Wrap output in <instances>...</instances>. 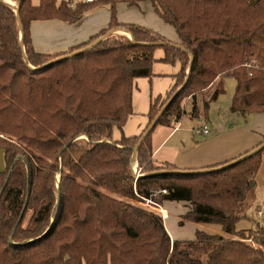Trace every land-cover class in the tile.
<instances>
[{
  "label": "trees",
  "instance_id": "trees-1",
  "mask_svg": "<svg viewBox=\"0 0 264 264\" xmlns=\"http://www.w3.org/2000/svg\"><path fill=\"white\" fill-rule=\"evenodd\" d=\"M12 1L31 66L14 9L0 0V264H264V226H236L264 148L213 172L152 173L182 169L154 162L151 130L136 153L143 175L135 178L130 169L132 148L167 100L156 125L171 127L187 114L206 119L224 78L233 77L229 111L264 112V0ZM143 1L174 28L184 50L159 45L169 40L151 28L117 20V4ZM99 7L110 11L107 28L65 52L33 48L32 21L74 23ZM115 27L133 40L102 37ZM99 38L84 52L47 64ZM157 46L161 61L180 64L174 85L151 100L141 134L113 140V128L122 131L132 113L133 79L153 76ZM145 199L183 202L181 223L216 224L221 232L196 230L191 239L171 240Z\"/></svg>",
  "mask_w": 264,
  "mask_h": 264
},
{
  "label": "crops",
  "instance_id": "crops-1",
  "mask_svg": "<svg viewBox=\"0 0 264 264\" xmlns=\"http://www.w3.org/2000/svg\"><path fill=\"white\" fill-rule=\"evenodd\" d=\"M71 1L72 3L76 2ZM116 9L119 22L136 23L155 30L164 38L170 40V42H180L174 28L164 23L155 14L149 1L140 2L137 6L119 3ZM109 20L110 11L107 7L89 10L74 23H67L57 19L48 21L35 20L30 24L31 42L35 51L40 53L56 54L65 52L68 48L86 41L91 35L96 34L101 29L107 28ZM163 55L164 50L155 55V57L160 59ZM179 69L180 66L176 69L171 66L155 64L152 79L147 77H136L133 79L131 94L132 114L123 126L124 135L134 136L141 134L148 123L146 114L151 100L160 94H163V97L165 96L173 87L175 75ZM150 82L153 95L148 93L147 84H150ZM185 103L189 105V99ZM227 109H229V106ZM250 115H252L253 122L246 124V126L240 122H232L228 126L229 122L227 120L221 124H219L220 121L218 120L211 122L210 119L214 116L213 114H210L209 118L204 122H202L200 116L196 117L195 122L197 124L194 125L193 123L185 128L182 119L171 127L160 126L152 137V158L156 163L169 162L178 169L196 170L209 168L242 155L264 141V112ZM185 116L190 117L188 114ZM204 127H206L207 132H204ZM112 138L113 140H118L119 135L116 133ZM136 164L135 162L134 169ZM263 192L264 155L255 176L254 186L247 193L244 201L238 206L239 212L246 218H250L256 213L255 218L257 220L254 221V224L252 223V227L257 223L264 226ZM174 205L173 202L169 203L166 201L159 205L156 210H160L162 215L163 212L167 213L171 206L173 207ZM163 223L170 239H176L172 235L173 231H170L171 226L169 227L165 221ZM189 227L190 231L193 229L196 231L199 230L200 226L193 223ZM205 228L215 233L221 230L220 226L219 228H211V226H206Z\"/></svg>",
  "mask_w": 264,
  "mask_h": 264
},
{
  "label": "rangeland",
  "instance_id": "rangeland-1",
  "mask_svg": "<svg viewBox=\"0 0 264 264\" xmlns=\"http://www.w3.org/2000/svg\"><path fill=\"white\" fill-rule=\"evenodd\" d=\"M73 1H81V0H73ZM82 1H84V0H82ZM31 2H32V4H36L38 2V0H31ZM13 3L16 6V3L15 2H13ZM123 35H125V34H123ZM125 36H127V35H125ZM127 37H129V36H127ZM162 51H163V48L160 46H157L153 49L154 61L152 64V69H154L155 64L171 66V67H175L176 69L179 68L180 64L178 61H175L174 63H168V62H163L159 58L155 57V55H157L158 53H160ZM162 77H166V76H162ZM235 83L236 82H235V79L233 77L224 78V81H223V90L224 91L221 94H219L218 98L215 101H212L209 103V106H208L207 112H206V119L209 118L210 114H213L214 116L210 119L211 122L218 120V121H220L219 124H221V123H225L227 120L229 122L228 126H230L232 122H237V123L240 122L242 125H245V126H246V124H251L253 122L252 115L248 114L244 117H241L238 115L231 114L229 109H227L228 106H230V102H231V99H232V96L234 93V89H235ZM147 87H148V93L153 95V89H152L151 82H150V84H147ZM137 91H138V89H137ZM156 97H158V96H156ZM159 97H163V94H160ZM199 104H201V100H199ZM188 107H189V105H186V108H188ZM251 114H254V113H251ZM128 117H127V119H128ZM200 117L202 119V122L206 121L205 114L200 115ZM127 119H126V121H127ZM195 120H196L195 117L190 118L188 116H184L182 118V123L184 125V128L189 126V125H192L193 123H194V125L197 124V122H195ZM126 121H125V123H126ZM160 126H164V125H160V124L156 125L150 133L151 146H152V137L156 133L157 129L160 128ZM164 127H169V126H164ZM116 133L119 135V138H120L122 133H123V127H122V131H120L118 128L114 127L112 130L111 136L113 137ZM81 136H83V135H81ZM81 136L79 138H83ZM152 149H153V146H152ZM136 163H137V161H136ZM4 169H5L4 155H3L2 148H0V171H2ZM135 170H137V172L139 174H143V173H141V170H140V167L138 166V163L135 166ZM58 177H59V172L56 173V184L57 185H58V181H59V179L57 181ZM167 202H169V203L173 202V204H175L174 205L175 208H174V206L173 207L171 206L170 210L167 213L163 212L161 216L163 218V221H165V223L168 224L169 227L171 226L170 231H173L172 235H174L176 237V239H190L189 237H193L195 230L194 229L192 231L189 230L190 229L189 226H192L193 223H189V222L181 223V215H183L188 210V207L183 202H177V201H167ZM149 205H150V207H152L151 209H153V210H154L153 207H156L154 204H149ZM150 207H148V208H150ZM260 207H262V206H260ZM262 209H263V207H262ZM237 210H238V208H237ZM155 211L160 213V210L158 211L155 209ZM255 215H256V213L253 214V216H250V218L243 217L240 220H238V222L236 224L237 228H239V229L251 228L252 225L254 224V221L257 220L255 218ZM195 224L200 226L198 228L199 230L204 231L206 233H210V234H213L215 232H212L210 229L205 228L206 226H211V228H219V225H214V224H209V223H195ZM220 232H221V230L218 233H220Z\"/></svg>",
  "mask_w": 264,
  "mask_h": 264
},
{
  "label": "water",
  "instance_id": "water-1",
  "mask_svg": "<svg viewBox=\"0 0 264 264\" xmlns=\"http://www.w3.org/2000/svg\"><path fill=\"white\" fill-rule=\"evenodd\" d=\"M2 2L10 5L11 7H13L14 9V12H15V15H16V22H17V25H18V28H19V45L22 49V54L24 56V61L25 63L30 66V64L28 63V61L26 60V57H25V52H24V49H23V27H22V24H21V21H20V18L18 16V8L17 6L14 5L13 1L12 0H1ZM251 3H254L253 0L250 1ZM125 34L127 36H129V38L132 39V36L130 34V32H128L125 28L123 27H115V28H111L109 29L105 34L104 36L102 37H105V36H108V35H111V34ZM102 38H99L98 40L92 42L91 44H88L84 47H82L81 49H78V50H74V51H71V52H68L66 54H62L56 58H53L52 60H50L47 64L49 63H53V62H56L58 60H61V59H64V58H68V57H71L72 55H75V54H78L80 52H84L85 50L91 48L93 45H95L98 41H100ZM133 40V39H132ZM159 45H166V44H169L171 46H173L174 48H177V49H180V50H184V48L178 44V43H174V42H158ZM189 62L191 63L192 62V56L189 55ZM189 71V67L187 68V73ZM187 80V78H186ZM185 80V81H186ZM170 102V100H167L163 105L162 107L160 108V110L157 112V114L155 115L154 119L152 120V122L148 125V127L145 129V131L143 132V134L140 136L139 140L137 141V143L135 144V146L132 148V157H131V162H130V169H131V172L132 174L134 175L135 178H138L139 176H142L143 174H136V171L135 169L133 168V163L136 162V153H137V149L139 148V146L141 145V143L143 142V139L147 136V134L154 128V126L156 125L157 123V120L159 118V116L161 115L163 109L167 106V104ZM83 138L87 139V136L86 135H83L82 136ZM264 148V141H262L260 144H258L256 147L252 148L251 150L245 152L244 154H242L241 156L235 158L234 160H231L225 164H222V165H218V166H214V167H209V168H202V169H196V170H175V169H171V170H159V171H155V172H152V173H206V172H213V171H217V170H220V169H224L230 165H233L251 155H254L255 153L261 151L262 149ZM59 177L57 178V181H58Z\"/></svg>",
  "mask_w": 264,
  "mask_h": 264
},
{
  "label": "built area",
  "instance_id": "built-area-1",
  "mask_svg": "<svg viewBox=\"0 0 264 264\" xmlns=\"http://www.w3.org/2000/svg\"><path fill=\"white\" fill-rule=\"evenodd\" d=\"M87 1H90V0H87ZM204 132H207L206 127H204ZM135 171H136V174H139V173L137 172V170H135ZM262 196L264 197V192H263ZM145 204L148 205V206H150L149 204H153V203H152L149 199H145ZM155 206H156V207H153L154 209L159 208V205H155Z\"/></svg>",
  "mask_w": 264,
  "mask_h": 264
},
{
  "label": "bare ground",
  "instance_id": "bare-ground-1",
  "mask_svg": "<svg viewBox=\"0 0 264 264\" xmlns=\"http://www.w3.org/2000/svg\"><path fill=\"white\" fill-rule=\"evenodd\" d=\"M8 1V0H7ZM82 137V136H81ZM135 163H133V166H134Z\"/></svg>",
  "mask_w": 264,
  "mask_h": 264
}]
</instances>
